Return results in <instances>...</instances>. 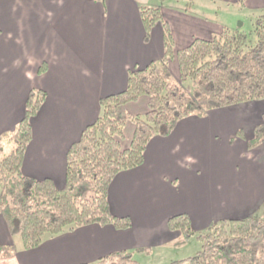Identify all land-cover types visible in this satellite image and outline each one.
<instances>
[{"label":"crops","instance_id":"1","mask_svg":"<svg viewBox=\"0 0 264 264\" xmlns=\"http://www.w3.org/2000/svg\"><path fill=\"white\" fill-rule=\"evenodd\" d=\"M230 1L239 10L264 9V0ZM142 6L160 8L175 49L196 37L210 39L222 27L238 29L165 0H0V134L15 129L31 90L46 93L31 120L23 175L49 178L61 188L66 153L99 116L100 98L122 91L129 70L161 59L162 27L156 24L145 40ZM175 66L173 61L171 72ZM146 107V97L127 104L133 115ZM263 121L264 99L186 117L168 136L152 137L143 163L119 172L108 188L110 212L130 219L126 230L80 226L26 250L15 246L0 215V245L15 247L0 264H84L120 250L150 252L178 246L180 234L166 224L171 216L186 214L192 228L202 231L219 220L258 214L264 205V139L251 149L247 141ZM127 128L130 139L132 123Z\"/></svg>","mask_w":264,"mask_h":264},{"label":"trees","instance_id":"2","mask_svg":"<svg viewBox=\"0 0 264 264\" xmlns=\"http://www.w3.org/2000/svg\"><path fill=\"white\" fill-rule=\"evenodd\" d=\"M244 0H239L243 4ZM148 39L150 30L162 27L163 54L144 68L129 70L126 87L100 98V114L87 125L66 153L64 184L57 188L49 178H30L21 172L25 149L32 138L31 120L46 98L43 90H31L24 114L15 129L0 134V215L10 235L19 237L26 250L49 237L91 224L130 228L127 216H115L108 207V188L121 171L140 166L154 136H168L176 124L189 116L264 99V22L255 21L250 33L222 27L210 39L193 38L175 49L170 26L158 6L140 7ZM176 63L177 76L170 70ZM45 66L39 68L44 72ZM146 97L143 114H131L127 104ZM133 125L123 145L124 128ZM241 133L238 130L236 135ZM264 139V121L253 128L249 149ZM6 143L11 150L4 151ZM170 232L180 234L178 245L195 237L201 245L196 255L168 264H264V217L256 214L223 219L195 231L188 215L167 220ZM136 252L148 253V249ZM15 254L14 246L0 245V258ZM134 251L112 252L91 263L138 264Z\"/></svg>","mask_w":264,"mask_h":264},{"label":"rangeland","instance_id":"3","mask_svg":"<svg viewBox=\"0 0 264 264\" xmlns=\"http://www.w3.org/2000/svg\"><path fill=\"white\" fill-rule=\"evenodd\" d=\"M165 3L167 5L182 7L187 11L210 18L217 22L227 20L231 22L233 28L236 26L238 28L236 30L247 34L253 30L255 21L259 16H262L264 22V9L257 11L251 9L239 10L241 8H239L237 4L231 3L230 0H165ZM235 15H238L237 19L235 18ZM172 72L176 77L177 69ZM124 135L126 139H123L122 143L123 145H126L129 139L128 136L130 135L129 128H127V130L124 128ZM11 146L13 147V145L10 144L9 146L8 143H6L4 151L8 153L11 150ZM256 215L258 217H264V205ZM14 243L17 248L22 246V242L19 237L14 239ZM170 247L153 250L148 253L134 252L133 260L138 264H168L173 260H179L196 255L200 250L201 245L195 237H192L184 244Z\"/></svg>","mask_w":264,"mask_h":264}]
</instances>
